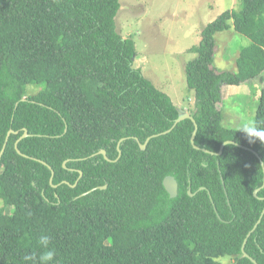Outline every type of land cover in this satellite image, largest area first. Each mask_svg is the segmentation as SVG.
I'll use <instances>...</instances> for the list:
<instances>
[{
	"label": "trees",
	"instance_id": "obj_1",
	"mask_svg": "<svg viewBox=\"0 0 264 264\" xmlns=\"http://www.w3.org/2000/svg\"><path fill=\"white\" fill-rule=\"evenodd\" d=\"M120 8V0H0V152L15 132L0 161V198L12 211L0 209V264H41L42 235L55 252L49 264H253L242 246L264 209V144L225 127L218 104L223 85L264 74V0H241L207 24L185 66L196 146L219 153L233 141L258 156L231 144L221 155L195 149L189 119L140 148L181 113L134 68L133 36L116 27ZM231 29L247 45L235 71L217 73L215 36ZM254 124L264 128V87ZM245 251L264 264V217Z\"/></svg>",
	"mask_w": 264,
	"mask_h": 264
},
{
	"label": "rangeland",
	"instance_id": "obj_2",
	"mask_svg": "<svg viewBox=\"0 0 264 264\" xmlns=\"http://www.w3.org/2000/svg\"><path fill=\"white\" fill-rule=\"evenodd\" d=\"M116 17L118 33L133 39L137 53L134 68L155 87L166 93L180 112H195V95L186 82L185 66L196 54L189 50L199 45L201 31L227 10L240 9L241 0H120ZM213 67L217 73L235 71L241 47L247 45L245 37L233 29L217 33ZM264 74L241 86H222V100L218 108L224 115V126L237 128L254 124ZM29 93L39 89L31 85ZM5 208L0 198V209ZM6 209V208H5ZM11 214V209H6ZM221 264H234L224 257Z\"/></svg>",
	"mask_w": 264,
	"mask_h": 264
},
{
	"label": "water",
	"instance_id": "obj_3",
	"mask_svg": "<svg viewBox=\"0 0 264 264\" xmlns=\"http://www.w3.org/2000/svg\"><path fill=\"white\" fill-rule=\"evenodd\" d=\"M180 113H181V115L179 116L178 119H176L174 125L172 126V128H171L170 130H168V131H166V132H164V133H162V134H159V135H153V136L147 138V140L145 141L144 144L139 143V144H140V148H141L142 150H145L146 147H147V145H148V143L150 142V140H151L152 138H155V137H158V136H160V135H164V134H168V133H170V132H171V131H172V130H173V129H174V128H175V127L181 122V121H184V120H186V119H189V120H191V121L194 123V125H195V129H194V132H193L192 137H191V143H192V145H193V147H194L195 149H197V150H202L203 152H205V153H209V154H212V155H221V154L223 153V151H224L225 146L231 144V145H237V146H239L240 148H243V149H245V150H250V151H252L250 148L245 147V146H242V145H239V144H237V143H235V142H233V141H227V142L223 143V145L221 146V149H220L219 153H213V152H211V151H209V150L199 148V147L196 146V144H195V139H196V136H197V133H198V125H197V122L195 121V119H194V117H193L192 115L187 114L186 112H185V113L180 112ZM12 133H15V132L11 130V131L8 133V135H7L6 142H5L3 148H2V150H1V152H0V161H1V158H2L3 154L5 153V150H6V147H7V143H8V140H9V137H10V135H11ZM16 133H17V132H16ZM28 136H29V135H28V131L25 129V133H24V135H23V136H22V137L16 142L15 147H16V150H17V152H18L19 154H21V152H20V150H19V146H18V144H19V142H20L22 139H24V138H26V137H28ZM124 140H126V139H125V138L122 139V140L120 141L119 145H118V150H119V157H118V159L121 157V154H122V153H121V149H120V144H121ZM252 152H253L255 155L258 156V154H257L255 151H252ZM97 155H103L105 159L109 160L108 157H107V152H106L105 150H101L99 153H97ZM118 159H117V160H118ZM117 160H115V162H116ZM109 161H110V160H109ZM40 162L43 163V164H45V165H47V164H46L45 162H43V161H40ZM47 166H48V168H50L51 171H52V176H51V179H50V183H51V185H52L54 188H57L59 185H54V184H53L54 171H53V169H52L49 165H47ZM262 166H263V170H264V163H263V162H262ZM80 174L82 175V172H80ZM63 183H67V184H69L67 181H64ZM163 183H164V187H165V189L167 190V192L169 193L170 197H171V198H175V197L178 195V182L176 181V179H175L174 177H172V176H168V177H166V178L164 179V182H163ZM71 186H72V187H76V186H77V183H76L75 185H71ZM263 187H264V186H263ZM263 187H262V188H263ZM106 188H107V186H103V187H99V188L92 189V190H90L89 192L83 194V196L92 193V192L95 191L96 189H101V190H103V189H106ZM260 190H261V189H258V190H256V191L254 192V195H255L256 197L258 196V192H259ZM189 194H191V191H189ZM263 217H264V209H263V212H262V214H261L260 219L258 220V222L256 223V225L254 226L253 230L247 235V238H246V240H245V242H244V244H243V246H242V253H243L244 257L250 259V261H251L253 264H258V262H257L255 259H253L252 257H250V256L246 253V251H245V247H246V244H247V242H248V239L250 238V236L252 235V233L258 228L259 224L262 222Z\"/></svg>",
	"mask_w": 264,
	"mask_h": 264
},
{
	"label": "clouds",
	"instance_id": "obj_4",
	"mask_svg": "<svg viewBox=\"0 0 264 264\" xmlns=\"http://www.w3.org/2000/svg\"><path fill=\"white\" fill-rule=\"evenodd\" d=\"M239 131L245 135L249 143L259 141L260 143L264 144V128L257 127L252 123H246L240 127ZM39 245L45 249V251H43L40 256L41 264H49V262L53 261L55 257L54 250L49 247L50 237L47 235H42L39 237Z\"/></svg>",
	"mask_w": 264,
	"mask_h": 264
}]
</instances>
